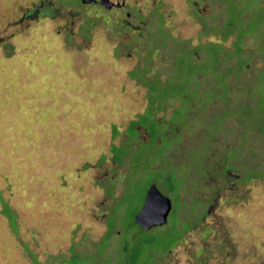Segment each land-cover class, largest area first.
<instances>
[{"label": "rangeland", "instance_id": "374dc122", "mask_svg": "<svg viewBox=\"0 0 264 264\" xmlns=\"http://www.w3.org/2000/svg\"><path fill=\"white\" fill-rule=\"evenodd\" d=\"M38 1L0 0V193L17 222L16 228L11 225L0 201V264H72L73 253L83 254L82 264H264V176L244 177L264 171V137L248 127L242 135L237 115L224 118L222 126L218 106L229 79L254 78L264 63V6L251 20V12L243 15L253 31L244 39L245 61L251 58L246 69L229 50L179 70L170 63L185 53L176 49L170 55L168 45L146 73L162 82L141 85L129 78L135 62L115 56V45L98 33L74 37L59 31L63 20L50 18L20 29L15 23L22 9ZM163 13L172 34L192 46L202 41L190 0H169ZM233 41L224 45L233 49ZM259 75L257 91L248 81L246 90L235 94L264 98V69ZM147 106L150 113L161 109L158 119H169L154 127L161 131L158 142L127 135L130 121ZM170 121L183 127L181 135H174ZM208 126L218 131L215 138L200 135ZM205 140H213L207 162L201 151ZM112 144L124 148L115 152L119 166ZM224 152L242 173L240 180L213 172L212 163ZM167 174L174 175L182 201L173 195L167 224L144 231L133 219L149 186ZM215 197L214 211L198 221L191 215L198 226L189 230L186 213L194 209V198ZM172 241L178 244L164 252Z\"/></svg>", "mask_w": 264, "mask_h": 264}, {"label": "flooded vegetation", "instance_id": "af4514ba", "mask_svg": "<svg viewBox=\"0 0 264 264\" xmlns=\"http://www.w3.org/2000/svg\"><path fill=\"white\" fill-rule=\"evenodd\" d=\"M239 1L240 0H190L193 12H195L197 21L200 23L202 28L199 33V39H202V41L199 42V44L193 46L189 44L188 39L180 37L177 34H172L171 31L167 30L164 22L166 17L163 13V7L165 6L166 2H169V0H39L37 4L32 3L29 6L23 8L20 18L15 24L19 26L20 29H24L29 27L30 25H33L35 22H38L41 19L50 18L54 21L63 20L64 23L63 25H60L59 31H65L74 37L91 38L94 34L98 33L97 37H103L105 38V40H109L115 45L113 48V54L115 56L122 55L127 60L135 62L131 68L129 78L130 80H135L136 83H141L142 85L143 83L152 82L156 78L159 81L161 80L158 77L150 80V78L146 76V73L148 72V69H154L150 68L151 61H153L156 56L162 55L161 49L163 51L165 50V48L168 50V45H170V55L171 52L174 54L176 49H179L180 52L185 53L182 60H179L178 55H175V57L173 56L176 60L170 63V67L172 65L178 69H181V66L183 68H190L191 66L196 65L198 62L209 61V59L217 60L219 59V57L221 58L226 51L232 50L235 52L232 58H235L236 62L237 60L240 61L242 70L246 69L247 63L251 58L247 57L248 61H245L246 57L245 55H243L245 49L244 39L247 34H250L253 31H249L247 29L246 21L243 15L246 12H251L252 16L249 19L251 20L254 15V10L258 6H264V0H257L255 2L256 6L245 5L243 3L242 6L237 8L235 7V4ZM230 2L233 3L230 4ZM244 7L245 10H242ZM85 10L87 13L86 17L83 15V12ZM241 11V17L239 23L236 26L234 16L237 12ZM242 29H246V34L242 37L241 40H239V34ZM210 35H212L215 40H204ZM225 37H227V39H224ZM231 37H235V41H233L232 46L233 49H230L228 46L226 47L224 45V43ZM262 37L264 39V34H262ZM100 40H102V38ZM134 57H136V59ZM186 61H188L189 64L186 65ZM166 66L169 65L166 64ZM263 69L264 63L261 67L256 69L258 70V72L254 75V78H243L244 81H240V85L236 90H241L243 92V86L246 87L245 84L249 81L248 84L251 86V89L257 91L258 84L263 80L259 75L260 71ZM156 70L159 69L157 68ZM137 71L144 72V77L139 78L136 73ZM182 75L183 73L181 72V75L179 76L182 77ZM181 77H177L179 78L178 81L180 82L182 79ZM161 82L162 81H160V83ZM149 90L150 88L148 86V93H150ZM237 93L239 97L240 93ZM234 94L235 92L233 93V96ZM209 103H211V101ZM207 104H205V106ZM218 106H220L219 109L221 111L223 106ZM232 106H234V103H231L230 107ZM146 110V112L138 114V119H135V137L138 138V140L142 139L145 142H149L153 138L155 142H158V135L161 131L156 133L154 127L156 124H162L165 120L158 119V115L155 112L160 111L161 109L159 110L153 107V110L150 113L147 106ZM144 115H150V119L152 120H146ZM143 118L146 121H142ZM152 122H155L154 126H152ZM165 122H169V119H166ZM169 125L174 135H181L180 132L183 129L182 126L179 127L173 125L172 121H170ZM143 131L144 133H142ZM145 133L147 135H145ZM128 137L130 138V135H128ZM161 141L163 140L160 139V142ZM177 142H179L178 139ZM178 145L180 146L181 144L179 143ZM232 149H234V147H231L227 151ZM111 153L113 156L112 151ZM219 157L227 158V156H222V154H219ZM212 164L213 172L216 173V175L227 177L228 179L231 177L235 180H240L242 173H237L234 171V168H236V166L229 162V158H227V161L225 160V158L215 160V162ZM227 165H229V167H227ZM205 171L208 175L210 170H207L206 167ZM250 173L251 175H247L245 173V179L251 180L253 178L256 179L260 176H264V171L260 170H252L250 171ZM105 175L108 176V173H106ZM173 181L176 183L175 192L168 191L166 183H164V180L162 179H158L157 182H153L147 190L148 193L149 189L153 185H155L165 196L169 197L172 201V208L170 213L174 208V201L172 196L175 195L179 198L180 195L178 192L175 177ZM224 182L227 186H230V184H234V182ZM214 189L219 196L220 187L218 182ZM109 191L110 190H108V192ZM194 199L196 200V205L193 206L194 209L190 208V213H186L189 218L188 221H192V227L189 230L196 228L198 226V222L196 221L205 218L207 214H210L212 211H214L216 207L215 205L219 203L218 197L212 199L207 198V201L196 198ZM179 200L182 201L180 198ZM191 215L195 217L196 221L191 218ZM167 222L165 224H167ZM165 224L154 226L148 230L143 229L138 224L137 225L144 231H149L153 228L164 226Z\"/></svg>", "mask_w": 264, "mask_h": 264}, {"label": "trees", "instance_id": "16d2710c", "mask_svg": "<svg viewBox=\"0 0 264 264\" xmlns=\"http://www.w3.org/2000/svg\"><path fill=\"white\" fill-rule=\"evenodd\" d=\"M256 1L257 0H240L238 3L235 4V7L239 8L240 6L243 5V3L245 5H254V6H256L255 5ZM231 3H233V2H230V4ZM242 10H245V7ZM241 13H242V11L241 12H237L236 15L234 16V21H235V25L236 26L239 23V20H240V17H241L240 16ZM245 34H246V29H244V30L242 29L240 34H239V40H241L242 37ZM224 39H227V37H225ZM192 67L193 66H191L190 68H192ZM239 85H240L239 81L234 82L231 79H229L226 82L225 86L227 88H226L225 94L221 96L222 97V99H221L222 101H221L220 105H222L223 108H222L221 115L219 114V117H221L220 118V123L222 125V120L224 118H226V117H232V116L237 115L238 116L239 125L243 129L242 135L245 134L244 129L248 127L249 129L252 130V132H256V133L259 132L260 136L264 137V98H254V99L250 100L249 98H245L244 96H243V98L240 99L241 95L238 97L236 94H234V96H233V93L236 91V89H237V87H239ZM221 86H222V84L219 83V87H218V91L219 92L221 91ZM245 90H246V87L243 86V92ZM227 100H229V104L228 105H226L224 103V101H227ZM231 103H234L235 107H230ZM224 107H226L228 110L225 111ZM245 110L246 111L248 110V115L245 112ZM135 124H136L135 120L130 121V123L128 125V129H127L128 135H130V136L132 135V137H133V133H134V129H135ZM202 132H203V134L200 132V135L202 137H204L205 139L207 137H214L215 138V136L218 134V131L212 132L210 130V126L204 127L202 129ZM205 133H208V134H205ZM117 134H118V130L116 129L115 130V136ZM260 136H259V138H260ZM212 141L208 142L207 140H205L204 144L203 143L201 144V151L203 152V156L205 155V157L203 159L205 162H207V156H208V154H207L208 151L207 150H212L213 149V147L210 146ZM122 149H124L123 146H117L116 144H112V147H111V151L113 152L112 158H113V160L115 162H117V166H119L118 158L120 156L118 154V157H117L115 152L117 151L116 153H118V151L122 150ZM224 155H225V152H224ZM224 158L227 161V158L226 157H224ZM103 161H104L103 159L100 160V162H103ZM119 161H123V160H121V158H120ZM227 167H229V165H227ZM173 180H174V177L171 174H167L166 176H164V183H166L168 191H171V192H175L176 191V183ZM0 201L3 204L2 213L4 215H6V217H8V219L10 220L11 225L16 228V226H17L16 213L12 210L11 206L9 205V203L2 197L1 193H0ZM135 217H136V215H135ZM135 217L133 219V224L137 225L136 222H135ZM107 237H108V235H107ZM179 239H180V237L176 241H178ZM142 242H144V244H147L149 241L143 240ZM175 244L176 243H173V241L170 242L169 245L164 248V252H166L167 250H170ZM125 252H126V249H125ZM83 257H84L83 254L73 253L71 255V259L68 260V262H70L72 264H82L83 263ZM35 261H36V259H35ZM35 263L36 264H40L38 261H36Z\"/></svg>", "mask_w": 264, "mask_h": 264}, {"label": "water", "instance_id": "95a60500", "mask_svg": "<svg viewBox=\"0 0 264 264\" xmlns=\"http://www.w3.org/2000/svg\"><path fill=\"white\" fill-rule=\"evenodd\" d=\"M171 208V199L153 185L147 193L143 207L136 214L135 222L145 230L163 225L168 220Z\"/></svg>", "mask_w": 264, "mask_h": 264}]
</instances>
